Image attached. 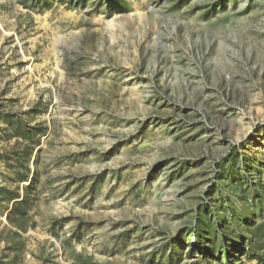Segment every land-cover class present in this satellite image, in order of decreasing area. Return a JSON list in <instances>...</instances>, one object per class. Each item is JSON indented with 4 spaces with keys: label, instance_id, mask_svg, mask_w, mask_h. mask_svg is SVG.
Wrapping results in <instances>:
<instances>
[{
    "label": "rangeland",
    "instance_id": "rangeland-1",
    "mask_svg": "<svg viewBox=\"0 0 264 264\" xmlns=\"http://www.w3.org/2000/svg\"><path fill=\"white\" fill-rule=\"evenodd\" d=\"M37 154L0 264H264V0H0V188Z\"/></svg>",
    "mask_w": 264,
    "mask_h": 264
},
{
    "label": "trees",
    "instance_id": "trees-1",
    "mask_svg": "<svg viewBox=\"0 0 264 264\" xmlns=\"http://www.w3.org/2000/svg\"><path fill=\"white\" fill-rule=\"evenodd\" d=\"M120 5V4H116ZM10 125V123H9ZM13 128V136L17 138L16 148L12 151L11 156L2 155L1 159L5 163H9L11 159L15 161L16 169V178L19 183L28 182L31 175L30 163L34 155L36 146L39 145L40 139L37 137L36 129H29L23 125H10ZM41 135H45L47 129H41ZM39 157L40 154H37L36 159L33 162L35 166V172L29 182L28 187L25 189V194L21 196L19 187L11 190L9 188L2 187L0 188V203L5 204L6 206L11 205V210L7 215V221L9 224L13 225L16 228V231L13 233L14 237L21 239V233H26L28 228V220L30 219V209L33 202V197L35 196L36 185L38 182V166H39ZM205 225L210 228V225L206 220H204ZM196 238L200 240L201 237L199 232L195 233ZM18 247H22L23 243L19 242L15 244ZM224 239L221 240V247L224 248ZM200 242L196 243L195 247L199 248Z\"/></svg>",
    "mask_w": 264,
    "mask_h": 264
}]
</instances>
